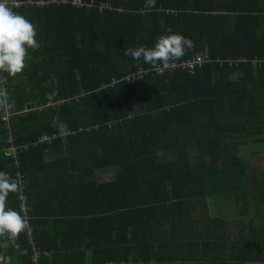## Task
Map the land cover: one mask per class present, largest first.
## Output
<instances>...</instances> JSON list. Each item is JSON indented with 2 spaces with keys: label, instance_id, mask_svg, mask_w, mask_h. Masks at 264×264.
I'll list each match as a JSON object with an SVG mask.
<instances>
[{
  "label": "trees",
  "instance_id": "16d2710c",
  "mask_svg": "<svg viewBox=\"0 0 264 264\" xmlns=\"http://www.w3.org/2000/svg\"><path fill=\"white\" fill-rule=\"evenodd\" d=\"M31 1L9 5L39 47L21 74L2 73L14 107L0 120V171L23 181L33 244L26 231L6 247L0 238L5 264L264 262V180L251 157L264 144V0ZM169 27L194 43L173 64L208 60L193 74L157 75L124 55ZM20 192L8 207L19 211Z\"/></svg>",
  "mask_w": 264,
  "mask_h": 264
},
{
  "label": "clouds",
  "instance_id": "9594fccd",
  "mask_svg": "<svg viewBox=\"0 0 264 264\" xmlns=\"http://www.w3.org/2000/svg\"><path fill=\"white\" fill-rule=\"evenodd\" d=\"M155 4L156 0H146L145 7L151 9L155 7ZM167 32L170 34L157 38L154 47H128L123 50L124 55L137 62L143 60L144 63L152 65L158 71L169 68L173 64L172 62L180 60L187 51L191 50L194 43L190 38L174 33L171 27L167 29ZM36 36L35 25L26 16L14 11L9 6V0H0L1 75L7 73L10 77H16L24 71L26 60L29 58V49L35 50L39 47ZM204 61L203 64L208 62V60ZM3 79L4 77L0 76V80ZM13 107L14 101L10 100L6 90L0 88V111L8 112ZM20 191H22V183L19 173L13 178L9 173L0 171V238L6 237L3 244L5 247L9 243L14 244L20 233L30 227L23 205H21L19 211L7 206L9 194ZM120 264H123V262Z\"/></svg>",
  "mask_w": 264,
  "mask_h": 264
},
{
  "label": "built area",
  "instance_id": "2783aa9c",
  "mask_svg": "<svg viewBox=\"0 0 264 264\" xmlns=\"http://www.w3.org/2000/svg\"><path fill=\"white\" fill-rule=\"evenodd\" d=\"M24 3H32L31 0H27L26 2H21L18 0H9V5L15 7V8H19L21 5H23ZM36 5L39 6H49L52 4H56V5H71L72 7L75 8H81V7H98L99 9L106 7L107 5L103 4V3H96L94 0H38L36 2H34ZM205 61L203 60V58L201 56H197L194 59L191 60H187L184 61L180 64H171L169 68L164 69L163 71H158V70H154L156 72L157 75H161L164 71H170V70H175L177 68L181 69V70H186L188 71L190 74H193L197 69H199L202 64ZM215 63H217V61H215ZM145 75L144 71H137L135 72L134 75H131L129 77L126 78L127 81H129V79L134 78V77H140ZM0 76L1 73H0ZM3 80H0V85L3 86ZM5 90V89H3ZM12 115V113L10 111L8 112H4V115L1 117V120L4 122H8L9 117ZM52 137H48V136H43L39 139V141H48L51 140ZM3 154L5 157L7 158H11L16 164L18 162V153H17V148L13 145V143L10 140V137H8V142L7 145L3 148ZM22 186H23V181L21 180ZM19 199L22 203V205L24 206L25 212H26V197L21 194H19ZM28 218V216H27ZM31 228L29 227L28 230H26L29 241L33 244V241L31 240ZM38 252L36 250H34V257L32 258V262L35 263L36 259L38 257ZM44 255H47V253H45Z\"/></svg>",
  "mask_w": 264,
  "mask_h": 264
},
{
  "label": "rangeland",
  "instance_id": "374dc122",
  "mask_svg": "<svg viewBox=\"0 0 264 264\" xmlns=\"http://www.w3.org/2000/svg\"><path fill=\"white\" fill-rule=\"evenodd\" d=\"M228 65H231V64H228ZM244 147H246V145ZM253 150H256V148H252V151H251V157L253 158V164H254V167L257 168L258 179L260 181H262V180H264V144L262 146H260L259 151L255 152ZM263 208H264V205H263ZM254 209H255V207H254ZM238 211H240V208H236L234 213L237 215ZM255 211H257V210L255 209ZM259 213L260 212H258L256 214L259 215ZM230 220H231L230 224H233L231 227H235L236 222H237V217H232Z\"/></svg>",
  "mask_w": 264,
  "mask_h": 264
},
{
  "label": "crops",
  "instance_id": "0c3cea01",
  "mask_svg": "<svg viewBox=\"0 0 264 264\" xmlns=\"http://www.w3.org/2000/svg\"><path fill=\"white\" fill-rule=\"evenodd\" d=\"M5 81V80H4ZM0 88L2 89H5L6 90V87H5V82H3V86L0 85ZM4 115V112L2 111V115L1 117ZM1 117H0V120H1ZM10 118V117H9ZM2 121V120H1ZM4 122V121H2ZM9 122V120H8ZM8 122H4L5 124H8ZM7 126V125H6ZM64 134H66V131L64 130V127L61 126V134L60 136L64 137ZM117 170V168H108V169H104V170H101V171H98V172H95V176H96V179L98 180V182H103V181H108V180H111L113 175H114V172ZM57 188V187H56ZM7 260V256H4V255H0V264H5ZM264 264V262H250L249 264Z\"/></svg>",
  "mask_w": 264,
  "mask_h": 264
}]
</instances>
